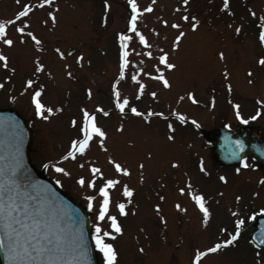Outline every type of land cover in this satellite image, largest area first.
<instances>
[{
	"label": "rangeland",
	"instance_id": "374dc122",
	"mask_svg": "<svg viewBox=\"0 0 264 264\" xmlns=\"http://www.w3.org/2000/svg\"><path fill=\"white\" fill-rule=\"evenodd\" d=\"M136 2L140 9L152 7V11L142 13L137 22L148 48L141 45L133 33L127 32L130 18L127 0H108L107 11L105 0H52L50 6L43 7L36 6L38 0H0V22L11 19L15 27H21L26 20L29 24L26 31H32L41 40L37 46L25 37L21 44L15 39L19 34L14 26L6 25V32L15 43L12 47L0 44V53L8 57V68L0 67V85H3L0 109H12L28 118L29 156L33 165L41 175L55 182L59 179L58 185L86 209L91 233L96 221L84 196L96 197L94 205L99 197L95 191L77 185L75 179L88 178V166L92 165L103 174L97 183L108 178L118 180V184L109 189V214L117 217L122 232L115 234V239L106 238L117 253L116 264H192L196 250L204 251L229 234H235L236 220L242 223L233 244L207 254L199 264H264V251L255 248L248 235L253 219L264 213V170L258 169L249 158L244 162L246 167L219 164L212 158L213 144L206 136L225 125L235 128L251 125L264 137V107H261L264 104V66L256 63L264 56V48L257 39L260 17L264 16V0H229L228 11L222 10V0H189L188 5H183L181 0ZM25 3L32 11L26 18L16 20V13ZM185 9L189 18L195 15L199 21L194 31L188 22L180 20ZM49 11L55 23L48 17ZM250 11L255 12V17ZM162 20L167 21V25L162 24ZM173 22H179L180 31L185 32L175 51L171 44L178 32L171 28ZM237 26L239 33L235 31ZM117 33L130 37L126 49L129 63L122 80L117 79ZM70 47L72 51L67 54ZM144 52H150L151 56H144ZM162 52L168 53V61L175 65L174 69L167 70L159 64ZM77 56L83 57L79 64ZM37 58L44 68L34 74ZM157 68L163 69L169 88L165 89L152 78L158 75ZM133 75L145 84L139 99V85L131 80ZM28 79L34 81L32 88L24 87ZM113 82L117 83L121 98H128V107L134 106L145 114L149 109L162 112L166 119L152 116L150 122L145 123L142 117L129 114L127 108L121 114L112 102ZM41 86V101L54 109L51 115L44 113L47 120L35 116L30 102L31 92ZM151 92H156L157 97L149 95ZM188 92L193 93L197 103L188 100ZM233 104L238 108L233 109ZM97 106L109 115L96 113ZM57 107L59 112L55 111ZM81 108L95 113L97 125L106 133L105 150L94 140L84 156L77 154L75 160L61 161L71 140L78 137V127L72 126L71 121L73 118L80 121ZM257 109L261 114L255 120L249 119ZM173 110L185 117L184 123L174 120ZM236 111L248 122L237 120ZM169 123L174 129L171 133L167 128ZM121 126L122 130L117 131ZM169 135L174 139L169 140ZM109 157L127 167L130 175L115 173L108 163ZM173 162L177 167H172ZM201 162L207 175L200 171ZM141 163L143 169L138 167ZM44 164L63 167L70 175L63 176L51 167L44 168ZM220 176L225 177L224 181ZM125 184L134 190L130 198L122 195ZM186 184H191L194 194L203 196L210 212L207 223H202L203 215L188 196V190L185 189L184 194L178 191ZM117 203L125 204L124 216L115 208ZM176 204L184 211L177 209ZM100 223L106 227V222ZM93 246L97 264H103L102 254L94 243Z\"/></svg>",
	"mask_w": 264,
	"mask_h": 264
},
{
	"label": "snow or ice",
	"instance_id": "6c2138e0",
	"mask_svg": "<svg viewBox=\"0 0 264 264\" xmlns=\"http://www.w3.org/2000/svg\"><path fill=\"white\" fill-rule=\"evenodd\" d=\"M17 2H19V0H17ZM154 2L155 0H153V3ZM51 3L52 0H38V4L36 6H50ZM181 3L183 5H188L189 0H181ZM127 6L130 9V18L127 20V32L133 33L134 36L138 38L139 43L145 48H148L149 45L145 36L138 30L137 22L142 13L151 12L152 7L149 5L148 7L140 9L136 0H127ZM104 8L105 11L109 8L108 0H105ZM229 8V0H222V10L228 11ZM31 11L32 7L28 3L23 4L21 10L16 13V20L26 18ZM229 14H231L230 11ZM250 14L253 17L256 15L255 12L251 11ZM48 17L53 23H55V17L53 16L52 11L48 12ZM180 20L188 22L193 31L197 29L199 24L195 15L189 18L187 15V9H185V14L180 16ZM260 20L261 23L259 24L257 39L259 45L264 48V16L260 17ZM161 23L167 25L168 22L162 20ZM6 25L14 26V31L19 34V36L15 39L21 44L25 42V37L30 38L37 46L41 44V40L38 39L32 31H26V29L29 28V24L26 20L22 21L21 27H15V21L11 19L6 22H0V44L12 47L15 43V40L8 36L6 32ZM171 28L176 29L178 32L171 44L172 50L175 51L179 42L185 36V32L180 31L181 25L179 22H173L171 24ZM235 31L236 33H239L240 27L237 26ZM115 38L119 43V75L117 79L122 80L125 78V68L129 63L127 59L128 52L126 49L128 48V41L130 40V37L123 33H117ZM56 51L59 52V49ZM143 55L150 57L151 53L144 52ZM61 58H63V54H61ZM220 58L223 59L222 53H220ZM75 59L76 63L79 64L83 57L77 56ZM158 61L164 69L172 70L175 68V65L168 61V53L166 52H162V54L159 55ZM34 63V74L40 73L43 70L44 65L39 62L38 58ZM256 63L264 66V56H261ZM0 67L5 69L8 68V57L3 53H0ZM65 67H67V65ZM156 71L158 75H155L152 78L159 81L165 89L169 88L170 83L169 80L165 78L163 69L157 68ZM68 75L71 76V73L69 72ZM145 75L149 74L145 73ZM226 75L227 74L225 73V76ZM249 75H251V72H249ZM131 80L139 85L137 89V99H139L140 94L145 89V84L138 81L137 75H133ZM249 83H251V81H249ZM33 85L34 81L32 79H28L24 83L25 88H32ZM2 86L3 85H0V87ZM88 95L91 96V92H89ZM149 95L153 98L157 97L156 92H151ZM41 96L42 86L41 88H36L31 92L30 102L34 107L35 116L37 118L47 120L48 116L44 115V113L46 112L51 115L54 109L52 107H47L41 101ZM111 96L115 109L121 114H124L127 108V110H129L134 116L142 117L145 123H149V117L152 116L165 118L162 112H153L149 109L145 114L134 106L128 107L129 100L127 97L121 98L116 82H113L111 85ZM187 98L192 103H197L193 93L188 92ZM179 99L182 100L184 97H180ZM257 103L260 104L261 102L257 101ZM232 107L233 109H237L238 105L233 104ZM261 107H264V104H261ZM55 111L59 112L60 108H55ZM95 112L101 113L105 117L109 115V112L104 111V109L100 106L96 107ZM80 113L81 118L79 122L75 118L71 121L72 126L78 127V137L71 140L66 154L60 157L61 161L68 159L75 160L77 158V154L84 156L86 154V150L90 147V142H93L94 140L99 144L101 150H105L103 140L105 139L106 133L100 126L97 125L95 113H90L84 108L80 109ZM260 114V110L257 109L256 114L249 117V119L255 120ZM171 115L175 116L180 123L185 122V117L178 115L175 110L171 112ZM235 118L241 121V123L248 122V120L241 117L239 111L235 112ZM192 123L196 125V127H199V124H197L195 120H193ZM167 128L169 133L174 131L171 123L167 125ZM116 130L121 131L122 126ZM168 139L173 140L174 136L169 135ZM3 159V157H0V161ZM108 163L112 165L115 173L121 174L125 177L130 175V170L127 167H123L121 163L116 162L111 157L108 158ZM240 163L242 167L247 166L244 164L243 160H241ZM43 167H51L54 172L62 174L63 176L70 175V173L63 167L49 164H44ZM81 167H83V165H81ZM138 167L143 169L144 165L141 163ZM172 167H177L175 162L172 163ZM21 171L22 169L18 160L6 165H0V254L3 255L5 264H88V249L83 242V234L81 233L78 236L69 234L61 227L62 220L53 211V201L51 196H54L55 194L53 193L50 196L45 191H41L39 189L38 182L28 184L27 186L21 185L17 181V175ZM200 171L207 175L202 162ZM239 171L240 169H237V172ZM88 172L90 173L88 178L80 176L75 179V183L82 188L95 191L96 196L99 197L97 204L94 205L93 201L96 197L91 194L84 196V199L87 202V207L94 213L96 221L93 224L91 239L96 250L102 254L103 264H116L117 253L114 250V246L107 242V239H115V234H120L122 232L121 225L117 222V217L109 214V205L111 202L109 189L116 186L118 184V180L108 178L103 179L100 183H97L98 177L103 175L101 169L89 165ZM219 179L224 181L225 177L220 176ZM140 180L141 182L143 181L142 173ZM56 183L60 184L61 181L57 179ZM29 188H31L32 191H29ZM185 189L188 190V196L194 201L195 207L200 213H202V223H207L210 217V212L208 208L205 207L203 196L194 194L191 190V184H186L185 187L179 188L178 191L181 194H184ZM133 192L134 190L127 184H125L122 188L123 197L130 198L133 196ZM160 199L163 200V197ZM239 199L240 197H237V200ZM175 207L180 211H184L179 204H176ZM115 208L119 211L121 216L126 214L124 203L115 204ZM156 211L157 213L160 211L158 205L156 206ZM100 222H106V227L102 226ZM161 222H164L163 217H161ZM241 223V220H236L235 234H229L226 239L214 243L210 247H207L204 251L196 250L192 264H199L201 258L207 254L216 253L217 251L232 245L240 232ZM106 228L111 229V231L106 230ZM221 231H223V229H221Z\"/></svg>",
	"mask_w": 264,
	"mask_h": 264
},
{
	"label": "water",
	"instance_id": "95a60500",
	"mask_svg": "<svg viewBox=\"0 0 264 264\" xmlns=\"http://www.w3.org/2000/svg\"><path fill=\"white\" fill-rule=\"evenodd\" d=\"M27 132V125L21 118L15 115L0 114V157L4 158L0 161V165L18 160L22 171L17 175V181L21 185L27 186L38 182L41 191H45L50 196L55 194L51 196L53 211L61 218V227L74 236L83 234V242L88 249V264H92L87 215L76 203L70 199L67 200L58 188L51 185L52 183L31 171L29 162L27 163L26 157L22 153V151L25 153L28 145ZM213 139L216 142L214 152L224 163L230 164L243 157L252 156L264 166V141H260L251 131L247 129L221 130L219 135ZM237 151L238 154H236ZM28 190L32 191L31 188ZM261 238L264 241V232ZM261 243L264 245V242L261 241ZM0 264H5L2 254H0Z\"/></svg>",
	"mask_w": 264,
	"mask_h": 264
}]
</instances>
